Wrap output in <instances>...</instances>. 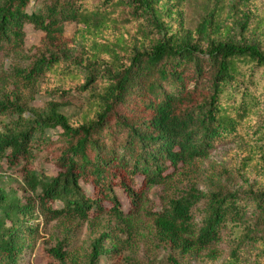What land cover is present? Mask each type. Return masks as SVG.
Returning a JSON list of instances; mask_svg holds the SVG:
<instances>
[{
  "label": "trees",
  "instance_id": "obj_1",
  "mask_svg": "<svg viewBox=\"0 0 264 264\" xmlns=\"http://www.w3.org/2000/svg\"><path fill=\"white\" fill-rule=\"evenodd\" d=\"M35 1L42 5L40 11L27 10L31 0H6L0 5V54L25 50L26 24L44 33L41 57L28 67L0 71V85L12 79L30 82L45 71L64 72L62 57L78 40L86 42L95 67L88 70L86 84L76 83L75 90L87 92L99 71L105 78L99 90L91 93L94 115L79 125L57 114L34 121L27 131L0 132V156L11 167L20 166L29 178L47 220L87 221L108 212L130 224L144 209L151 187L167 182L179 168L206 159L215 144L264 145V123L249 125L250 117L264 104V48L260 45L222 39L199 47L197 40H180L168 33L162 21L168 7L164 0ZM224 1L214 0L211 13L225 6ZM212 19L205 15L196 32L204 34ZM65 22L78 26L72 37L66 35ZM114 28H121L127 38L109 40L107 35ZM66 70V76L78 78V73L70 74V67ZM23 111L18 94L14 101L10 94L0 99V115ZM56 127L61 132L51 139L45 129ZM35 161L52 164L57 175L38 179L33 173ZM116 189L126 195L127 209H122ZM250 199L256 203L251 212ZM5 201L0 193V206ZM200 201L206 202L208 212L198 224L192 209ZM148 214L174 250L206 252L211 260L227 253L222 264H253L242 250L259 244L255 262L264 264V236L247 237L264 228V192L246 197L192 190ZM227 227L246 236L225 249ZM19 232L26 233L0 232V264H18L22 258L24 236ZM103 237L94 243V260L109 252L103 248ZM53 250L64 260L57 248ZM110 251L112 264H122L119 245Z\"/></svg>",
  "mask_w": 264,
  "mask_h": 264
},
{
  "label": "rangeland",
  "instance_id": "obj_2",
  "mask_svg": "<svg viewBox=\"0 0 264 264\" xmlns=\"http://www.w3.org/2000/svg\"><path fill=\"white\" fill-rule=\"evenodd\" d=\"M5 1L0 0V5ZM164 1L168 7L162 13V21L168 27V33H173L180 40H197L199 47H205L213 41L227 39L234 43H256L264 48V0H225V6L214 14L211 13L215 9L214 0ZM41 7L38 1L31 0L27 10L36 12ZM205 15L208 19H213L206 32L199 34L196 30ZM25 29V50L8 55L6 52L1 53L0 71L28 67L33 60L41 57L43 50L39 52V44L44 33L32 24H26ZM64 30L67 36L72 37L78 26L73 22H65ZM121 36L127 38L121 28H114L107 38L115 41ZM75 62H80L87 68H82ZM61 65L64 72L60 69L45 71L30 82L15 83L12 79L6 85H0V99L10 94V99L14 101L18 94L24 109L22 114L0 115V132L7 128L16 133L27 131L34 121L54 118L57 114L64 115L76 126L94 115L95 104L91 93L99 90L98 84L105 80L104 75L97 72L95 83L89 86L87 92L75 90L76 83L80 82L83 86L86 84L88 70L95 67L90 63L86 42L78 40L64 54ZM68 67L71 69L70 74L78 73L77 79L64 74L68 73ZM250 118L252 122L248 124L251 126L264 123V104ZM45 131L48 137L55 139L61 129L46 128ZM262 152L264 145L252 142L244 145L227 142L215 144L206 159L179 168L167 182L151 187L144 209L136 214L130 224L120 222L108 212L98 217L92 216L87 221L65 217L47 220L39 210L29 178L20 171V166L11 167L0 156V193L6 196V201L0 206V232L26 231L24 235L20 232L18 234L24 236L20 242L24 247V254L18 264H112L115 260L110 250L116 243L121 249L122 264H175L173 260L178 264H222L227 253L211 260L206 252L182 253L169 247L160 237L154 219L148 213L166 208L170 200L192 190L238 193L246 197L251 193L264 192ZM33 165V173L40 180H48L57 175V169L50 163L35 161ZM116 194L122 209H127L129 201L124 192L116 189ZM57 204L61 205L59 202ZM255 205L254 199H250V212ZM192 211L195 222L201 224L208 212L206 202L200 201ZM29 228H33L31 232L28 231ZM256 235L264 236V228L253 230L247 237ZM245 236V232L240 233L239 229L227 227L223 231L222 244L228 249ZM101 237L103 248L109 252L94 260L91 257L94 243ZM54 248L64 255V260L54 252ZM260 250L259 244H250L242 250V254L251 258L253 264H259L255 262V255Z\"/></svg>",
  "mask_w": 264,
  "mask_h": 264
}]
</instances>
